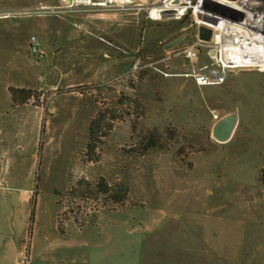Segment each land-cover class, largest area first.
Segmentation results:
<instances>
[{
  "label": "rangeland",
  "instance_id": "obj_1",
  "mask_svg": "<svg viewBox=\"0 0 264 264\" xmlns=\"http://www.w3.org/2000/svg\"><path fill=\"white\" fill-rule=\"evenodd\" d=\"M150 3L0 0V264L11 243L22 264H264V68L199 85L179 57L162 73L150 62L196 27ZM102 109L114 124L91 159ZM230 111L238 125L218 141ZM155 127L159 145L142 149Z\"/></svg>",
  "mask_w": 264,
  "mask_h": 264
},
{
  "label": "built area",
  "instance_id": "obj_2",
  "mask_svg": "<svg viewBox=\"0 0 264 264\" xmlns=\"http://www.w3.org/2000/svg\"><path fill=\"white\" fill-rule=\"evenodd\" d=\"M147 9L155 19H181L189 14L196 27L191 42L168 49L161 58L150 62L162 73L169 75L173 71L159 63L169 66L179 57L185 66L180 74L199 85L224 82L231 68H264V0H152ZM202 24L213 28L209 40L199 36ZM31 41L33 50L43 56L37 36L33 35ZM140 62H136V68Z\"/></svg>",
  "mask_w": 264,
  "mask_h": 264
},
{
  "label": "trees",
  "instance_id": "obj_3",
  "mask_svg": "<svg viewBox=\"0 0 264 264\" xmlns=\"http://www.w3.org/2000/svg\"><path fill=\"white\" fill-rule=\"evenodd\" d=\"M12 96L15 102H26L29 98H31L32 93L29 92V90H26L25 88H15L11 87ZM138 105L142 106L141 102H138ZM141 113V112H140ZM125 119V116H115L113 119ZM107 119V113L104 109H102L90 122L89 125V142H88V149L85 150V155L89 156L91 159H95V157H91V154L96 155V148L99 142L102 141V137H105L109 131L112 129L114 122L106 123ZM168 133H173V129H169ZM164 135L163 132H161L158 128H150L146 131H142L140 133V145H142V149H148L150 147H155L159 145V140ZM148 139L147 142L145 140ZM102 186L107 189L109 184L106 182V180L103 178V181L101 182ZM35 208H33L32 216H34Z\"/></svg>",
  "mask_w": 264,
  "mask_h": 264
},
{
  "label": "water",
  "instance_id": "obj_4",
  "mask_svg": "<svg viewBox=\"0 0 264 264\" xmlns=\"http://www.w3.org/2000/svg\"><path fill=\"white\" fill-rule=\"evenodd\" d=\"M213 28L209 25L202 24L199 26V36L202 39L209 40L212 36ZM193 30L184 32L183 34L177 36L173 40L169 41L165 49H171L179 45L187 35L192 34ZM211 53L214 55L215 50H212ZM239 122V115L236 111H230L224 114L222 117L216 120L212 128V135L218 141H228L233 136L235 129Z\"/></svg>",
  "mask_w": 264,
  "mask_h": 264
},
{
  "label": "crops",
  "instance_id": "obj_5",
  "mask_svg": "<svg viewBox=\"0 0 264 264\" xmlns=\"http://www.w3.org/2000/svg\"><path fill=\"white\" fill-rule=\"evenodd\" d=\"M25 195L27 198H30V189L29 188H26L25 189ZM23 194L20 193L19 195V198H21ZM14 200V199H13ZM0 226L1 225V222H0ZM1 232V230H0ZM13 243L10 244L9 248L10 250L14 248L15 252H13V250L10 252V256H9V261L7 262V260L4 261V264H22L23 262V253H22V247H17L18 245L15 244L12 246Z\"/></svg>",
  "mask_w": 264,
  "mask_h": 264
}]
</instances>
